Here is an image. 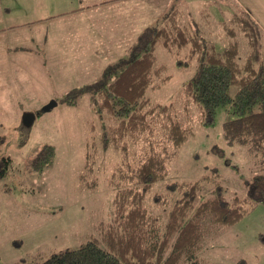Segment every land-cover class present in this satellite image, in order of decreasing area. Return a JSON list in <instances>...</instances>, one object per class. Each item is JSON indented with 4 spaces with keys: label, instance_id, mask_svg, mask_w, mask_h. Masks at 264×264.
<instances>
[{
    "label": "rangeland",
    "instance_id": "rangeland-1",
    "mask_svg": "<svg viewBox=\"0 0 264 264\" xmlns=\"http://www.w3.org/2000/svg\"><path fill=\"white\" fill-rule=\"evenodd\" d=\"M149 1L165 11L159 25L166 14L178 8L184 22L220 51L234 40L225 24L233 27L234 14L246 13L256 24L260 61L264 62V0ZM84 2L0 0V158H12L6 176L0 178L3 264H33L54 252L78 248L97 235L102 221L114 219L116 188L110 184V175L122 153L101 140L111 123L99 117L87 89L120 55L127 59L132 53H110L99 45L94 49L85 20L89 7L76 10ZM236 38L243 61L249 53L248 39L240 32ZM186 52L183 50L181 57ZM157 54L160 62L168 64L171 79L149 89L148 96L154 102L174 103L179 118L194 127V134L168 158L166 178L156 182L146 198L150 212L164 227L169 210L182 196V183L208 177L202 182L196 206L219 193L228 200L236 195L245 197L247 181L264 174V158L249 145L225 135L224 123L233 118L227 106L218 108L213 123L202 122V110L195 103L188 115L183 87L195 75L197 63L179 66L176 55L161 44ZM237 90L234 85L229 92L233 96ZM52 102L56 104L48 109ZM92 139L98 148L94 171L88 173L89 180L98 181L94 189L85 187L80 178ZM46 145L53 148L52 162L39 171L32 162ZM140 149L133 147L134 158ZM202 221L206 236L200 257L204 260L264 264V203H256L228 227L216 226L210 215Z\"/></svg>",
    "mask_w": 264,
    "mask_h": 264
},
{
    "label": "trees",
    "instance_id": "trees-1",
    "mask_svg": "<svg viewBox=\"0 0 264 264\" xmlns=\"http://www.w3.org/2000/svg\"><path fill=\"white\" fill-rule=\"evenodd\" d=\"M232 22L233 27L227 23L225 27L234 40L220 51L184 22L180 9L175 8L165 15L163 24L145 31L129 58L110 65L104 76L88 87L99 117L111 123L101 140L122 153L110 175V184L116 188L114 219L102 221L97 235L80 247L54 252L33 264H216L200 257L206 236L202 219L210 215L216 226L228 227L256 203H264V174L247 181L245 197L236 195L228 200L219 193L198 206L195 199L208 177L182 183V196L174 202L162 227L147 207L146 198L153 185L166 178L168 158L194 134V127L179 118L174 103L154 102L148 90L171 79L168 64L159 61L158 44L176 55L179 66L195 61V75L183 87L187 114L195 103L202 110V122L213 123L218 108L227 106L233 118L224 123L225 135L249 145L264 158V62L260 61L258 30L246 13L234 14ZM238 32L245 34L249 44L243 61ZM183 50L187 52L181 57ZM234 85L238 90L232 96L229 90ZM92 140L80 178L85 187L94 189L98 181L89 180L88 173L94 171L98 148ZM134 146L141 148L135 158ZM52 154L53 148L46 145L32 165L43 170L52 162ZM11 165V157L1 156L0 178ZM216 186L222 192L219 182Z\"/></svg>",
    "mask_w": 264,
    "mask_h": 264
},
{
    "label": "crops",
    "instance_id": "crops-1",
    "mask_svg": "<svg viewBox=\"0 0 264 264\" xmlns=\"http://www.w3.org/2000/svg\"><path fill=\"white\" fill-rule=\"evenodd\" d=\"M87 7L89 13L85 20L89 22L87 31L92 45L95 50L98 45L105 46L110 53L131 52L149 27L159 25L165 13L149 0H86L76 10ZM95 11L102 16L98 17ZM121 59L120 55L117 61Z\"/></svg>",
    "mask_w": 264,
    "mask_h": 264
},
{
    "label": "water",
    "instance_id": "water-1",
    "mask_svg": "<svg viewBox=\"0 0 264 264\" xmlns=\"http://www.w3.org/2000/svg\"><path fill=\"white\" fill-rule=\"evenodd\" d=\"M55 104H56L55 102H52L51 104H49L47 106V108L49 109L50 107H53ZM25 119H26L27 122H30V120H31L30 115H26Z\"/></svg>",
    "mask_w": 264,
    "mask_h": 264
}]
</instances>
